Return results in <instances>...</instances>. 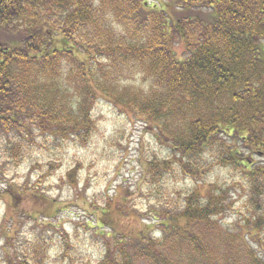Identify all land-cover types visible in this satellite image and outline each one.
<instances>
[{
  "label": "trees",
  "instance_id": "1",
  "mask_svg": "<svg viewBox=\"0 0 264 264\" xmlns=\"http://www.w3.org/2000/svg\"><path fill=\"white\" fill-rule=\"evenodd\" d=\"M99 99L149 127L165 151L146 152L140 178L160 236L102 232L100 257L80 264H264V246H248L264 231V162L255 161H264V0H0L3 152L18 159L38 136L84 146ZM215 169L238 175L248 231L222 226L230 185L206 181L201 191ZM163 180L192 186L165 191ZM92 207L112 230L102 217L110 207ZM28 216L32 234L5 244L3 264H49L53 233L61 254L73 249L53 215Z\"/></svg>",
  "mask_w": 264,
  "mask_h": 264
},
{
  "label": "rangeland",
  "instance_id": "2",
  "mask_svg": "<svg viewBox=\"0 0 264 264\" xmlns=\"http://www.w3.org/2000/svg\"><path fill=\"white\" fill-rule=\"evenodd\" d=\"M146 1L152 4L159 0ZM94 115L98 127L84 146L69 140H61L59 145H55L50 137L45 140L38 136L27 140L19 158L12 161L3 152L0 140L3 170V177H0V264H3L6 252L5 244H23L30 237L34 223L27 215L35 212L53 215L55 223L68 233L69 244L73 248L61 254L55 244L58 243V235L53 233L48 239L49 242L52 240L49 264H80L82 258L94 262L102 253V232L109 236L114 232L123 236L139 233H148L156 238L160 236L159 228L146 219L150 217L147 215L148 205H156L157 202L153 198L147 201L151 187L142 185L140 178L146 152L154 151L159 158H164L165 151L156 145L149 127L104 99L96 103ZM255 161L264 162L257 157ZM69 172L74 174L75 184L69 185ZM216 180L218 184L230 185L232 205L229 213L223 216L222 226L231 231H248L250 227L243 220L249 211L244 207L238 175L230 169H215L200 185L201 191L205 189L206 181L213 183ZM163 181L165 191L172 186L176 190L192 186L187 180ZM38 191L48 201L36 197L34 193ZM16 192L20 196L17 197ZM94 205L110 207L111 214L102 217L112 230L103 228L100 210L96 213L97 218L93 216ZM118 209L128 210L127 215ZM97 225L102 228L97 229ZM8 236L12 240L7 241ZM115 237L118 238L116 233ZM260 241L250 237L248 244L259 254V248L264 246V231Z\"/></svg>",
  "mask_w": 264,
  "mask_h": 264
}]
</instances>
